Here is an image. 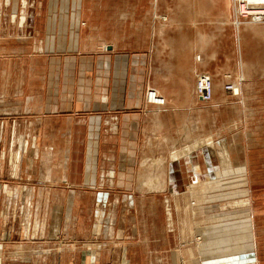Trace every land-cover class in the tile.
<instances>
[{"label":"crops","instance_id":"crops-1","mask_svg":"<svg viewBox=\"0 0 264 264\" xmlns=\"http://www.w3.org/2000/svg\"><path fill=\"white\" fill-rule=\"evenodd\" d=\"M147 1V24L123 30L60 0H0V264H260L255 238L189 202L216 191V174L188 115L205 106L201 72L209 103L264 105V92L242 90L264 89V23L237 28L231 0ZM237 74L239 94H226ZM149 87L163 105L146 101ZM185 145L195 147L172 155ZM168 175L180 189L156 217ZM229 219L253 225L247 213Z\"/></svg>","mask_w":264,"mask_h":264},{"label":"rangeland","instance_id":"rangeland-1","mask_svg":"<svg viewBox=\"0 0 264 264\" xmlns=\"http://www.w3.org/2000/svg\"><path fill=\"white\" fill-rule=\"evenodd\" d=\"M243 1L244 0H231L234 12L233 24L238 28L242 24L247 23H264V21H254V18L251 17L253 16L252 13L259 9L246 3L247 6L243 9ZM72 3L73 2L70 1L68 6L67 2L60 0V8L73 7L74 9H78L80 7L84 13L89 15V19L92 21L104 20V22L114 27L122 25L123 30L129 29L132 24L131 22L137 25L147 24V18L140 16L144 9H147V0H82V4L80 5L78 1L75 0L73 6ZM261 10L263 11L264 9ZM199 75H207L210 79L212 87L208 100H201L197 94L198 90L196 86H198ZM233 79L234 78H232V81H224L221 88L226 94L229 93L232 96H237L243 84V78L240 74H237V81ZM213 84L214 82L211 80L208 73L201 72L197 75L194 83L196 98L204 102L205 106L203 107L202 114L192 113L188 115V133L190 140L196 136L201 138V143L211 144L212 142V144L208 146L212 155V160L208 161V165L209 169L213 168L215 171L216 177L214 180L218 183L212 181L216 186L214 189L216 191L195 194V197H190L189 202L193 204L195 201L203 202L204 204L210 202L206 204L207 208L204 212H215L212 215H217L215 217H219H214V221L218 222L217 220L219 219L220 223L223 222V224L229 222L230 227H234L233 229L236 232V236L251 235L255 238L254 242L256 243L255 246L259 257V263L264 264V112H246L243 110L245 104L250 105L251 108L263 109V99L257 97L258 99L253 103L251 101H244L242 98L238 102L235 110L228 111L226 106L220 107L215 103H209L213 96ZM234 86H236V90L233 88ZM149 89L152 90L153 88L149 87L145 89V92L148 93ZM242 90L248 93H256L258 96L264 92V89L253 88L250 85H245ZM151 104L153 103L151 102ZM200 124H202L203 129L200 127ZM240 124L258 126L262 124L263 127L233 128L234 125ZM191 147L192 145H185L180 148L175 147L177 151L173 152L172 155L180 151L186 150L187 152ZM245 171L247 175L244 174ZM204 173L205 172H203V175ZM175 179L176 177L168 175L166 180H168L167 185L170 191L156 193L157 198L155 202L156 206L159 207L155 210L156 217H160L161 213L164 216L171 215L169 207L166 209H164V206L162 208L160 207L161 201L163 203L165 199L168 206H171L170 199L177 196L176 193L180 187L176 186ZM182 179L184 180L183 183H185L186 177ZM188 179V184L191 185L201 180H196V178L191 179L189 177L187 180ZM205 179L204 176V182L207 181ZM157 181H159L158 178H156V182ZM162 182L157 183L160 184ZM200 183L202 182L200 181ZM246 187L248 188L247 194H245ZM152 195L153 194H151V196ZM248 200H250V207H248L250 211L247 210ZM243 201H247V203L244 202V205ZM211 205H213V209L208 208V206ZM246 213L253 219V225L250 226L249 232H247L245 228L241 229V231L240 227L235 228L237 225L231 223L232 219H229L231 217L235 218L240 215H246ZM221 233L223 234H220L221 238L225 235L229 234L228 236H231L233 234L230 231L224 232L223 230ZM198 239L199 237H196L197 244Z\"/></svg>","mask_w":264,"mask_h":264},{"label":"built area","instance_id":"built-area-1","mask_svg":"<svg viewBox=\"0 0 264 264\" xmlns=\"http://www.w3.org/2000/svg\"><path fill=\"white\" fill-rule=\"evenodd\" d=\"M244 3H242V8L244 9L247 5H252V7L259 9L256 12H253V16H251L252 18H254V21H264V10L262 11L261 9H264V0H244ZM246 3V4H245ZM211 82L210 79L207 75H199V80H198V86H196V89L198 90V96L201 98V100H208V98L210 97V93H211ZM196 90V91H197ZM151 94V96L154 97L155 92L154 91H150L147 93V96L149 97ZM157 95V94H156ZM158 96V95H157ZM153 104H157V105H161L163 104V97L158 96L157 98L152 100Z\"/></svg>","mask_w":264,"mask_h":264},{"label":"bare ground","instance_id":"bare-ground-1","mask_svg":"<svg viewBox=\"0 0 264 264\" xmlns=\"http://www.w3.org/2000/svg\"><path fill=\"white\" fill-rule=\"evenodd\" d=\"M80 4V3H79ZM29 6V5H28ZM61 6V5H60ZM28 16V15H27ZM30 16V15H29ZM76 19V18H75ZM73 20V19H72ZM76 21V20H75ZM15 22V21H14ZM75 23V22H74ZM240 23V22H239ZM238 23V24H239ZM27 24H28V22H27ZM16 32V31H15ZM235 90L237 89L236 88V86H234L233 87ZM229 89V88H228ZM150 91H151V89H149ZM152 91H154L155 92V95H154V97L153 96H151V94H150V96L148 97L147 96V94H145V99H146V101L147 102H149V103H151L152 102V100L153 99H155V98H157L158 96H160L159 94H158V92L155 90V89H152ZM145 93H147V92H145ZM158 96H157V95ZM165 100H164V98H163V102H164ZM157 104H159V103H157ZM157 104H155V105H157ZM164 104V103H163ZM262 157V156H261ZM205 161V160H204ZM196 164V163H195ZM190 165V164H189ZM194 166V165H193ZM213 169V168H212ZM204 170V169H203ZM210 177V176H209ZM214 182H216V183H218L217 181H214ZM218 187H219V185H218ZM250 201V200H249ZM203 211V210H202ZM204 212V211H203ZM223 214V213H222ZM226 214V213H225ZM220 215V214H219ZM258 218V217H257ZM254 220H255V218H254ZM258 220V219H257ZM263 223V222H262ZM259 226V225H258ZM199 237V239H198V244H200L201 243V241H200V236H198ZM201 264V263H200Z\"/></svg>","mask_w":264,"mask_h":264}]
</instances>
